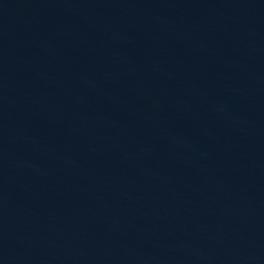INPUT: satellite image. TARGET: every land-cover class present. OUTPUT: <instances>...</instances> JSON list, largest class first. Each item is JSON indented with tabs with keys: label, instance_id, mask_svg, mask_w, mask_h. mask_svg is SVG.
<instances>
[{
	"label": "water",
	"instance_id": "95a60500",
	"mask_svg": "<svg viewBox=\"0 0 264 264\" xmlns=\"http://www.w3.org/2000/svg\"><path fill=\"white\" fill-rule=\"evenodd\" d=\"M0 174L139 264H264V0H0Z\"/></svg>",
	"mask_w": 264,
	"mask_h": 264
}]
</instances>
